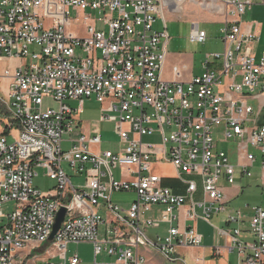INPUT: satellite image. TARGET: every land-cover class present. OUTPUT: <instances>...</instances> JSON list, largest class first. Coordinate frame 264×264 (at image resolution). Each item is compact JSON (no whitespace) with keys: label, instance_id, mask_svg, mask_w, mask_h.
<instances>
[{"label":"built area","instance_id":"2783aa9c","mask_svg":"<svg viewBox=\"0 0 264 264\" xmlns=\"http://www.w3.org/2000/svg\"><path fill=\"white\" fill-rule=\"evenodd\" d=\"M183 2L0 0V63L16 61L0 70V264H23L19 252L30 243L48 245L45 252H53L58 264H79L77 255H65L68 244L80 243L92 244L94 259L103 252L114 257L95 264H148L140 248L157 250L167 264H185L175 248H197L202 236L191 225L180 226L182 208L190 222L199 218L209 224L213 215L225 214L226 224L236 227L217 231L229 250H236L237 264H264V209L246 206L249 216L240 209L228 211L220 186L221 180L234 185L238 176L252 178L251 170L258 168L264 189V125L249 104L264 96V50L258 58L253 49L258 36L241 30L252 0H200L213 14L228 17L221 29L224 50L207 54L202 73L185 85L162 78L169 41L166 12L179 13ZM87 10L100 17L70 18V12ZM157 21L160 31L154 29ZM72 24L83 25L85 35H71ZM189 39L203 44L207 33L194 24ZM172 71L180 74L177 67ZM45 98L58 109H43ZM85 99L99 104L101 123L113 125L124 145L118 153L92 152L91 146L100 147L101 135L78 131L75 114ZM68 100H78L79 107L72 110ZM153 136L158 144L143 142ZM63 143L70 146L66 152ZM222 144L235 145L234 162ZM165 163L185 186L183 194L163 187L153 172ZM63 164L84 175L83 185L72 184ZM39 167L55 182L51 191L33 187ZM116 168L119 179L112 175ZM199 184L201 201L195 199ZM120 192L135 194L126 211L111 201ZM10 202L13 207L4 214L2 206ZM154 206L162 207L159 218H145ZM62 208L64 220L50 241ZM160 223L168 225L167 235L149 239L146 230ZM244 234L252 241L242 240Z\"/></svg>","mask_w":264,"mask_h":264},{"label":"crops","instance_id":"0c3cea01","mask_svg":"<svg viewBox=\"0 0 264 264\" xmlns=\"http://www.w3.org/2000/svg\"><path fill=\"white\" fill-rule=\"evenodd\" d=\"M197 1L199 0H184L183 4L181 5V10L179 13H173V12H166V30L168 32V18L173 21H184L189 23L190 30L194 24H197L200 30H203L200 27V22L205 21L208 23H215L219 25L220 33L221 29L224 26L225 20L228 18L223 12H221L216 17L214 16L213 19L209 17V13L206 11L205 7L201 4H198ZM193 3L197 6L199 10H202L205 15L199 14V13H193V12H186L184 11L186 3ZM200 2V1H199ZM208 10V9H207ZM249 17V19H243V17ZM173 21H170L173 23ZM162 23L160 21H157L154 25V29L157 31H160L162 29ZM264 28V6H260L258 4H252L250 9H248L245 14L241 18V30L242 32H250L253 34H256L258 36V42L254 45V53L259 58L264 50V43L262 42V32ZM221 43L223 45L224 50V43L222 34L220 36ZM171 43V38L169 36V41L167 44V54L166 59L163 66V72H162V78L165 81L168 82H179L182 84H187L191 81L193 77L199 76L202 73V67L195 66L193 63V58L191 55L178 52L169 54L168 46ZM14 67V65H12ZM174 67H177L180 71L179 75H175L172 71ZM256 101L257 108L254 109L256 113H258V124L264 125V96L260 97L259 100H252ZM65 104L71 108L72 110H76L79 107V101L78 100H68L65 102ZM80 112H77L75 114L76 120H78L80 127L78 131H81L85 135L89 136L93 133H99L101 135V126L105 123H101L99 121L100 116V106L97 102H95L93 99H85L82 101V104L80 106ZM78 133V132H77ZM158 138L157 136H153ZM159 139V138H158ZM153 143V142H151ZM158 144V143H156ZM100 147L98 146H91L90 149L92 152H98ZM153 172L155 174H158L162 179V186L170 188L174 193L176 194H183L185 192V186L181 184L176 179V171L171 166V164L165 163V164H157L153 168ZM68 174V171H67ZM71 178V177H70ZM244 177L238 176L236 184L234 185H228L224 181H220V186L222 188V191L225 195V198L227 200L226 203V209L228 211L236 210L238 208H235L234 204L237 199L239 198L241 194V186L240 182L241 179ZM114 195V194H113ZM113 195L111 197V201L113 202ZM195 199L197 201H201L203 199V194L201 190V185L198 186V191L195 195ZM135 200V199H134ZM132 200L130 204L134 201ZM117 205L116 203H113ZM120 209L126 211L127 209L121 208L119 205H117ZM130 207V206H129ZM161 207V206H159ZM162 209V207H161ZM161 209H155L154 207L151 208V211L144 213V217L147 213H150L149 219H158L159 213ZM104 210V206L99 207V211ZM196 213L198 216L201 215V210L197 209ZM179 215L182 218V221L180 223L181 227L186 226H193L195 230L202 236V243L197 248H191V247H180L177 246L175 248L176 255L179 256L185 264H237V262L232 263V257L234 256L236 250H229V243L227 242L226 238L220 236L217 230L220 229H234L236 225L226 224V217L225 214H219V215H213L211 218H214L215 223L211 222L207 224L203 222L201 219H196L194 222L187 221L184 218V208H182L179 211ZM103 227V230L99 231V234H101L100 238H103L105 234V227ZM243 229H247V224L243 226ZM168 225L165 223H160L157 228H149L146 230V235L149 239L155 240L156 237L164 238L167 235ZM148 231L149 234H148ZM244 241H252V238H249L244 234L241 237ZM81 245L86 246L88 248H91L93 251V246L90 243H80V244H68L66 248V258H70L73 255H77L78 259L80 260L79 264H95L99 263L97 260V257L94 259V254L92 253V257L89 256V259L86 260L84 256H82L81 252ZM48 245L45 244H36V243H30L26 247H24L19 252V259L23 262V264H44L46 262H50L53 264L59 263V258L55 256L53 252L46 253V249H48ZM68 248L71 249V254L68 256ZM140 253L145 257L148 264H167L164 260L163 256L155 249L153 248H140ZM52 256V257H49ZM83 257V258H82ZM237 261V260H236ZM113 262V261H108ZM67 264V263H66Z\"/></svg>","mask_w":264,"mask_h":264},{"label":"rangeland","instance_id":"374dc122","mask_svg":"<svg viewBox=\"0 0 264 264\" xmlns=\"http://www.w3.org/2000/svg\"><path fill=\"white\" fill-rule=\"evenodd\" d=\"M200 1V0H199ZM199 1L197 3L199 4ZM252 4H258L262 5L260 0H252ZM53 8V9H51ZM58 8L56 7H49V11H54L55 13L58 12ZM184 11L186 12H193V13H199L202 15L206 16V13H204L202 10H199L197 6L193 3H186ZM207 11V10H206ZM209 13V11H207ZM83 14L85 15H90L92 19H97L100 17L99 14L96 12L87 10L84 13L83 12H70V18L77 17V15L82 16ZM215 17L218 14H213ZM212 13L209 14V17L213 19ZM249 19V17H243V19ZM170 18H168V32L169 36L171 38V43L168 46V51L169 54L173 53H186L192 56L193 58V63L195 66H201L202 62L205 59V56L207 54H212V53H222L223 52V45L221 43V33H220V28L218 24L215 23H208L205 21L200 22V27L207 33V41L203 44L201 43H196V42H191L189 39L190 36V25L187 22L184 21H173L171 23ZM95 27L98 28L100 27L99 24H95ZM106 31V29H103ZM68 32L71 33V35H78V36H84L85 35V27L83 25L80 26H75V25H70L68 28ZM262 42L264 43V28L262 32ZM16 61L15 60H6L4 62L0 63V70L3 68L7 67L9 68L12 65H15ZM2 87H5V82H1ZM253 91H250L252 93ZM66 102V101H65ZM257 103L256 101H249V104L252 105L254 109L257 108ZM59 105L55 103L52 99L50 98H45L43 101V109H53L57 110ZM264 115V112L263 114ZM101 145L98 151L100 152H112L113 154L118 153V151L124 147V145L120 142V139L118 136L114 133V127L111 123H105L104 125L101 126ZM143 142H153V143H159V139L156 137H144ZM8 143H11V139H8ZM69 144L68 143H63L62 144V150L66 152L69 150ZM222 150H229L232 154L231 160L234 162V157H233V152L235 145L234 144H222L220 146ZM63 168L68 171V175L71 177V182L75 186H81L83 185L84 182V175L83 174H72L66 167L65 164H63ZM34 172L37 173L36 176L33 177L32 182H33V187L40 191V192H48L54 189L55 187V182L50 180L45 176V170L43 168H36L34 169ZM253 176L252 178H243L241 179L240 186H241V194L237 201L232 204L234 205L235 208L240 209L245 215H250L249 209L252 207H261L264 209V189L260 185L259 181V169H253L251 170ZM112 175L115 179H119L121 176V170L119 168L113 169L112 170ZM238 178V177H237ZM135 199V194L131 192H120V193H115L113 195V203H116L123 209H128L130 206V202ZM246 206L249 207L247 210ZM13 204L10 202L8 204H4L2 206V211L4 214H7L10 212L12 209ZM155 209H161L159 206H154ZM100 217L102 220L106 219V214L104 210H100L99 212ZM124 215V214H123ZM150 213H147L145 217H149ZM247 225L249 223V218L246 219ZM211 222L215 223L214 218H211ZM103 230V227H99V231ZM150 231H148L149 234ZM101 237V234H99V238ZM82 256L86 258V260L89 259V256L92 257V249L88 248L86 246L81 245V252ZM71 254V249L68 248L67 255L69 256ZM83 258V257H82ZM97 260L100 262L102 261H113L114 257H107L105 255V252H103L101 255L97 257ZM237 252H235L234 256L232 257V263H236L237 261Z\"/></svg>","mask_w":264,"mask_h":264},{"label":"water","instance_id":"95a60500","mask_svg":"<svg viewBox=\"0 0 264 264\" xmlns=\"http://www.w3.org/2000/svg\"><path fill=\"white\" fill-rule=\"evenodd\" d=\"M65 213H66V210L64 208L60 209V211L57 213V215L55 217V223L53 225L52 232H51V235L49 237L50 241L53 240L54 236L56 235L57 231L59 230L61 223L64 220Z\"/></svg>","mask_w":264,"mask_h":264},{"label":"bare ground","instance_id":"6f19581e","mask_svg":"<svg viewBox=\"0 0 264 264\" xmlns=\"http://www.w3.org/2000/svg\"><path fill=\"white\" fill-rule=\"evenodd\" d=\"M199 4H200V2H199ZM206 9V8H205ZM207 10V9H206ZM207 11H209V10H207ZM211 12V11H210ZM212 13V12H211Z\"/></svg>","mask_w":264,"mask_h":264}]
</instances>
